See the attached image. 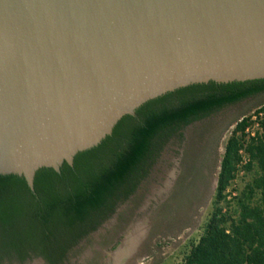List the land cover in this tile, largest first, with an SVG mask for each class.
I'll return each instance as SVG.
<instances>
[{
    "label": "water",
    "instance_id": "1",
    "mask_svg": "<svg viewBox=\"0 0 264 264\" xmlns=\"http://www.w3.org/2000/svg\"><path fill=\"white\" fill-rule=\"evenodd\" d=\"M258 78L264 0H0V175L34 189L150 99ZM131 233L105 264H126Z\"/></svg>",
    "mask_w": 264,
    "mask_h": 264
},
{
    "label": "trees",
    "instance_id": "2",
    "mask_svg": "<svg viewBox=\"0 0 264 264\" xmlns=\"http://www.w3.org/2000/svg\"><path fill=\"white\" fill-rule=\"evenodd\" d=\"M260 92L264 78L183 86L123 116L72 164L39 168L34 189L23 175H0V264L35 257L62 264L75 243L137 191L183 128ZM241 166L251 180L228 200ZM179 264H264V104L228 137L211 213Z\"/></svg>",
    "mask_w": 264,
    "mask_h": 264
},
{
    "label": "rangeland",
    "instance_id": "3",
    "mask_svg": "<svg viewBox=\"0 0 264 264\" xmlns=\"http://www.w3.org/2000/svg\"><path fill=\"white\" fill-rule=\"evenodd\" d=\"M263 104L264 94L241 101L193 124L185 131L183 139H174L169 144L153 177L142 185L131 202L134 211L128 228L132 232L129 241L131 245L138 242L126 264H179L183 261L191 242L203 233L211 213L228 137L237 121L253 114ZM185 161L193 167L204 162L202 175L196 183L192 182L195 188L191 191L189 185L185 189L190 182L181 183ZM251 177L252 173L241 166L227 190V199L238 195Z\"/></svg>",
    "mask_w": 264,
    "mask_h": 264
},
{
    "label": "flooded vegetation",
    "instance_id": "4",
    "mask_svg": "<svg viewBox=\"0 0 264 264\" xmlns=\"http://www.w3.org/2000/svg\"><path fill=\"white\" fill-rule=\"evenodd\" d=\"M260 94H264V92L257 93L253 96H250L249 98L258 96ZM230 106H233V105H229L228 107ZM214 115H211V116H214ZM211 116H208L201 120H197L187 125L181 131L183 133V136L185 135V131L188 130V128L191 127L193 124L198 123L202 120H205ZM180 139H183V137H180ZM169 144L165 147L159 161L150 171L149 176L146 177V179L142 182V184L137 189V191L125 201L119 202L115 211L112 213V215L108 217L97 229L90 231V233H88L87 235H84L77 243H75L66 252V255L62 261L63 262L62 264H105V259L108 257V252L115 250L117 246L121 244V241L125 237L127 229L129 228L132 215H133V211H134L133 207H130L131 202L135 200L137 194L140 192L142 188V185L144 183L149 182L151 178L153 177ZM203 168H204L203 161L199 163V166L195 165L194 167L190 165L188 161L184 162V166H183L184 173L182 175L181 183L185 180L190 182V184L188 183L186 185L185 189L189 185V190L190 191L191 189L194 190L195 187L193 185L194 183L192 182H195L200 179ZM34 261H39L41 264H48L47 261L43 257H35L24 263H19L18 261H15L13 262V264H30L31 262H34ZM8 263H9L8 261L4 262V264H8Z\"/></svg>",
    "mask_w": 264,
    "mask_h": 264
},
{
    "label": "built area",
    "instance_id": "5",
    "mask_svg": "<svg viewBox=\"0 0 264 264\" xmlns=\"http://www.w3.org/2000/svg\"><path fill=\"white\" fill-rule=\"evenodd\" d=\"M247 130H250V129H247ZM246 162H247V157L245 156L242 163L245 164ZM235 194H236V191L233 192V195Z\"/></svg>",
    "mask_w": 264,
    "mask_h": 264
},
{
    "label": "bare ground",
    "instance_id": "6",
    "mask_svg": "<svg viewBox=\"0 0 264 264\" xmlns=\"http://www.w3.org/2000/svg\"><path fill=\"white\" fill-rule=\"evenodd\" d=\"M140 239H141V238H140ZM140 239H139V240H140ZM128 241H129V240H128ZM137 242H138V241H137ZM137 242H136V243H137ZM128 243H129V249H130V250H131V249L133 248V246L136 244V243H134V244L131 245V242H130V241H129Z\"/></svg>",
    "mask_w": 264,
    "mask_h": 264
}]
</instances>
